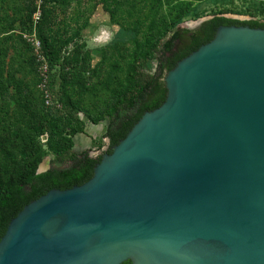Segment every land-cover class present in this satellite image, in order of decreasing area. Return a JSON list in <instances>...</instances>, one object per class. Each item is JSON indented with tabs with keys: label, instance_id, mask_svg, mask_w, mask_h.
<instances>
[{
	"label": "water",
	"instance_id": "water-1",
	"mask_svg": "<svg viewBox=\"0 0 264 264\" xmlns=\"http://www.w3.org/2000/svg\"><path fill=\"white\" fill-rule=\"evenodd\" d=\"M164 81L88 181L11 219L0 264H264V27L219 25Z\"/></svg>",
	"mask_w": 264,
	"mask_h": 264
},
{
	"label": "rangeland",
	"instance_id": "rangeland-1",
	"mask_svg": "<svg viewBox=\"0 0 264 264\" xmlns=\"http://www.w3.org/2000/svg\"><path fill=\"white\" fill-rule=\"evenodd\" d=\"M33 2L37 10L31 22L28 13ZM42 2L0 0V139L6 146L3 147L6 154L7 147L14 150L13 147L22 146L21 135L35 138L34 126L41 118L54 119L67 136H70L69 126L76 124L60 101V65L50 68L36 36ZM102 2L77 0L66 8H57L58 19L52 29L61 47L60 61L72 55L79 45L82 55L90 54L91 67H98L95 74L67 67L70 79L64 82L73 99L94 114L125 79L128 56L123 58L121 53L128 54V48L133 46L129 41L114 44L121 27L131 30L139 27V37H143L150 32L146 27L153 19L154 30L172 22L179 26L219 12L264 20V0H125L115 8V20ZM66 40L70 42L65 44ZM106 52L108 56L104 58ZM105 128V122L87 121L85 133L76 137L75 149L90 148L94 155L103 152ZM14 132L20 137H14ZM46 139L47 135H43L37 143L44 144ZM53 156V151H47L39 166L46 159L52 161Z\"/></svg>",
	"mask_w": 264,
	"mask_h": 264
},
{
	"label": "trees",
	"instance_id": "trees-1",
	"mask_svg": "<svg viewBox=\"0 0 264 264\" xmlns=\"http://www.w3.org/2000/svg\"><path fill=\"white\" fill-rule=\"evenodd\" d=\"M74 1L77 0H43L40 5L41 14L36 22V36L50 68L60 65V101L76 124L69 126L70 136H67L54 119L41 118L34 126L35 138H27L25 135L20 137L14 132L13 136L20 137L23 144L21 147H13L14 150L7 147L8 154L3 152V147L6 146L0 139V239L11 219L17 216L26 204L52 188H71L85 183L93 176L95 166L101 161L103 153L94 155L90 148L75 149L76 137L85 133L87 121L93 124L105 122L106 128L102 137L109 139L107 151L111 152L112 147L128 134L145 111L153 110L164 102L167 95L165 74L174 68L179 60L210 41L219 25L264 27V20L239 19L223 12L215 14L196 28L181 27L172 22L171 25L158 26L154 30L156 21L153 19L146 27L150 30L149 34L144 33L143 37H139V27L135 30L121 27L114 44L121 45L129 41L133 46L128 48V54L121 53L123 58L128 56L125 79L114 90L111 98L94 114L73 99L64 82L70 79L67 67L80 72L90 71L92 74L99 72L98 67H91L90 54L82 55L79 45L73 49L72 55L64 56V60L60 61L61 47H58L56 33L52 30L58 19L57 8H66ZM102 3L115 20V8L124 4L125 0H103ZM36 10L37 6L33 2L28 13L29 21L32 22ZM69 42L66 40L65 44ZM107 56V52L104 53V58ZM49 113L51 111H48ZM43 135H47L46 141L44 144H38L37 139ZM47 151L54 152L51 166L48 170L38 173L39 163ZM122 264L132 263L127 260Z\"/></svg>",
	"mask_w": 264,
	"mask_h": 264
}]
</instances>
